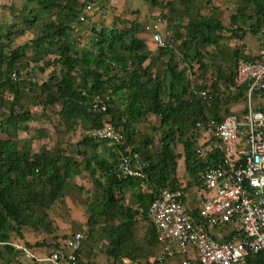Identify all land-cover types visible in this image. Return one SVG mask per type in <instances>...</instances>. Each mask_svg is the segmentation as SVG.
<instances>
[{
  "label": "trees",
  "instance_id": "16d2710c",
  "mask_svg": "<svg viewBox=\"0 0 264 264\" xmlns=\"http://www.w3.org/2000/svg\"><path fill=\"white\" fill-rule=\"evenodd\" d=\"M38 1L44 8H61L57 21H51L47 25L50 31L55 28L54 32L59 37L56 44H54V35L50 32L37 37L33 44L36 45L37 50L45 42L56 45L54 51H57L59 58L54 61L60 63L62 69L60 75L54 71L45 82L36 85L39 88V94L46 95V100L40 101L36 97L33 103L42 104L45 107L60 104V112L64 118L71 123L81 119L85 126L89 127L88 129L101 127L106 122L111 123L120 131L122 137L126 138L124 144L113 142L111 146L118 152L111 150L112 155L129 153L128 145H130L132 147L129 148L138 151L147 163L144 167L145 184L142 179L135 177L120 178L116 175L120 159L109 161L105 155L96 153L101 143L107 147L111 140L98 139L85 134L78 143V146L83 147L79 148L78 152L84 154L88 170L92 175H95L97 170H101V177L105 180L102 183L100 179H96L103 192L104 201L89 202L93 216L89 223L92 225L99 221L95 218L96 212L107 222L115 218L117 213L120 214L123 218L120 223L113 224L109 228L111 239L106 252L114 259V263L123 262L124 257L136 261L144 250L135 239V216L142 214L144 217H149L148 206L162 188H181L184 192L186 191V187H182L177 176L178 154L174 150L177 135L185 149L186 167L190 177L202 183L200 173L206 163L197 157L195 151L196 122L212 117L220 120L219 103L225 102L231 105L234 101L242 100L243 88L239 89L238 94L228 96L227 102L221 97H215L216 99L209 104L207 100L206 102L201 96L191 92L192 80L188 79L187 68L179 67V62H175L173 57L169 59L162 78L153 75V61L148 66H143L144 62L150 58L151 52L147 49L146 42L137 37L140 24L135 21L125 29L116 26L95 28L93 30L94 49L82 47L80 50L74 45L69 32L71 30L69 22L82 13L80 9L75 8L79 0H69L65 5L60 3L61 0ZM93 1L96 0H85L83 6ZM152 2L158 4V0H152ZM244 2L247 6L253 5V13L247 15L244 12L245 7L237 14L231 15V24L236 26L233 33L239 37H245L248 32L260 33L264 36V0H244ZM38 19L36 15L33 19L25 18L29 26L35 25ZM241 19L242 21L252 20L247 30L237 26ZM224 29H226L225 26L216 17H207L198 12L194 18L190 19L187 36L183 42V47L187 50L184 53L185 61L192 57L198 62H203L204 52L208 46L221 47L220 31ZM237 30L239 31L236 32ZM14 35L16 33L11 31L6 33L9 42ZM1 36L0 29V101L5 105L9 103L8 114L1 124L3 126L23 125L31 120L32 114L21 105L22 97L26 89L33 90L35 87L27 84L19 76L18 61L22 58L24 51L12 49L8 54ZM9 42L8 45H10ZM164 48L167 47H161L159 54L172 52ZM45 50L47 53L51 49ZM191 52H194V56ZM232 54L236 57L235 62L238 66V57L242 51L237 49ZM41 57L42 54L37 55L36 59ZM258 57L245 56L244 59L254 60ZM237 66L235 70L225 73L230 81L229 85L235 84ZM196 87L204 86L196 85ZM6 91L13 95L11 101L5 97ZM96 95L106 104V110L100 107L94 108ZM226 111L231 112L229 108H226ZM149 113L160 118V127L163 132L162 145L157 154L148 152L151 140L147 137L139 146H136L137 142L131 127V121L143 118ZM222 156L223 154L218 151L213 154L215 161ZM74 161L62 150L58 154L46 148L43 151L33 152L26 146L20 148L15 139H0V241H7L10 230L21 233L22 226L38 228L44 221L50 220L48 213L50 205L64 196L69 177L82 172L80 165L75 164ZM191 182L189 181L187 186ZM135 186L142 187L143 190L136 195L142 210L124 205L118 197V194H123L125 190ZM192 209L197 212V209ZM89 234L90 240L97 241L94 235L95 230L89 231ZM147 237L148 245H160L154 225ZM8 248L12 247L8 246ZM84 253L86 254L85 249ZM263 257L264 254H260L257 258L260 264H264Z\"/></svg>",
  "mask_w": 264,
  "mask_h": 264
},
{
  "label": "rangeland",
  "instance_id": "374dc122",
  "mask_svg": "<svg viewBox=\"0 0 264 264\" xmlns=\"http://www.w3.org/2000/svg\"><path fill=\"white\" fill-rule=\"evenodd\" d=\"M68 1L61 0L60 3L65 5ZM84 3L85 0H79L75 8L80 9L82 13L73 18L72 22H69L71 40L74 41V45L78 49L81 50L82 47L94 49L93 30L95 28L116 26L125 29L131 26V22H138L140 25L137 37L146 42L147 49L151 52L150 58L144 62L143 66H148L153 61V75L162 78L168 67L169 59L173 57L175 62H179V67L187 68L188 79L192 80L191 85L193 83L210 87V90L214 93L212 101L216 99L215 97H218L217 93L219 91L227 93V96L222 98L223 101L227 102V99H229L227 97L231 96L228 94L230 81L226 78L225 73L236 69V57L232 54L233 51L237 49L242 51V54L238 57L239 61L244 58V48L247 46L245 45L247 42L254 43L258 47L259 50L255 57L259 56L264 49V36L262 34L248 32L245 37H239L233 33L236 26L230 23V16L237 14L240 9L245 7L244 12L247 15L253 13V5L247 6L244 0H158V4H154L152 0H109L108 2L96 0L83 6ZM60 10V7L44 8L38 0H0L1 41L6 44L5 48L8 54L12 49L24 51L22 58L18 61L19 76L27 84L32 87L34 85L37 92L33 88V90L26 89V93L23 94L21 105L32 114L31 120L23 125L3 126L1 124L8 114L9 103L5 105L0 101V139H15L18 141L20 148L26 146L31 148L33 152L43 151L46 148L48 151L58 154L62 150L65 155L73 158L74 163H78L82 168L81 173L69 177L64 196L50 205L48 210L49 221H44L38 228L22 226L20 228L21 233L10 230L7 241H0V264H32L18 247L21 245L20 243H25L29 248L38 246L42 249H49L56 241L58 242L63 237L83 229L88 232L95 230L94 235L97 241L89 239L85 251L86 254L93 255L97 259V264H102L100 257L101 259L104 257L103 264H126L124 258L123 262L116 261L114 263V259L106 252L111 239L109 228L113 224H119L123 219L122 216L117 213L115 218L107 222L96 212L95 218L99 221L97 224L90 225L89 223V220L93 217L89 202L101 203L104 201L103 192L96 179H100L102 183L105 181L101 177V170H97L95 175H92L87 168L84 154L78 152L79 148H83L82 145L78 146V143L87 134L89 127L85 126L84 121L81 119L71 123L64 118L60 112V104H51L45 107L42 104L33 103L36 97L40 101L45 102L46 100V95H40L39 88L36 85L45 82L54 71L58 75L61 74V64L54 61L59 58L57 51H54L56 46L54 44H56L59 37L54 32L55 28H52L51 31L47 28L51 21H57ZM198 12L207 17L220 18L221 20H218L224 23L223 25H227L231 32L228 30L222 31L220 48L214 45L207 47L203 62H198L192 57L188 58L189 60L186 62L184 53L187 50L184 49L183 42L187 36L190 19L194 18ZM35 15L39 19L35 25L29 26L25 18L33 19ZM157 22L160 24L164 35V45L155 43L151 31L146 29L147 25ZM251 23V19L245 21L241 19L237 26H242L247 30ZM9 31L16 33L10 42L6 37V33ZM46 32L54 35V44L45 42L37 50L36 45L33 44L34 40L37 37H42ZM8 42L10 45H8ZM161 47H167L164 49H170L172 52L159 54ZM47 48L51 50L45 53ZM41 54L42 57L37 60V55ZM191 55L194 56V52H191ZM5 97L11 101L13 95L6 91ZM203 100L206 101L204 98ZM244 101L243 99L234 101L231 105L225 104V102L219 103L220 115L228 113L226 108H229L230 111L242 109L246 105ZM131 127L134 131L133 137L137 142L136 146H139L147 137L151 140L148 152L151 154L159 152L163 132L160 127V118L157 115L149 113L143 118L133 120L131 121ZM125 140L126 138L123 137L121 144H124ZM113 144L111 142L107 147H104V144L101 143L96 153L105 155L109 161H114L116 158L120 159L121 155L113 156L111 153V150L118 152L117 149L112 148L111 145ZM129 147L132 146L128 145ZM182 147L183 145L177 135L174 142L175 152L180 155L183 151ZM87 149L91 150L88 147ZM183 169L181 165L178 173L181 174L184 171ZM186 181L187 183L192 181L191 185L188 186L185 185L186 182H182V186H185L186 191L190 192L191 195H194L193 192L202 184L199 180L189 179ZM191 187L194 188L190 189ZM133 188L134 194L132 193V197H130L129 189L125 190L123 194H118V197L124 205L138 207L139 202L136 195L140 191L143 192V190L142 187L139 188L138 186ZM135 219V239L144 250L138 259H145L155 254L157 244L148 245L146 241L151 230L149 217L137 216ZM8 246L12 248L10 249Z\"/></svg>",
  "mask_w": 264,
  "mask_h": 264
},
{
  "label": "built area",
  "instance_id": "2783aa9c",
  "mask_svg": "<svg viewBox=\"0 0 264 264\" xmlns=\"http://www.w3.org/2000/svg\"><path fill=\"white\" fill-rule=\"evenodd\" d=\"M146 29L158 45H164L160 24ZM243 88L246 105L237 111L196 122V155L205 167L200 176V206L194 212L181 188H162L148 206L160 248L147 260L124 259L126 264H260L264 254V49L254 60L242 59L236 70L235 84L228 94ZM191 92L210 104V87L191 85ZM218 97L227 93L219 91ZM94 108L106 110L96 95ZM88 135L121 143L122 134L109 122L89 129ZM122 153L116 175L146 178V161L138 151ZM223 156L214 160V152ZM219 230H225L220 233ZM86 229L78 230L37 255L25 245L18 247L32 264H97L93 255L84 253L89 240ZM229 236V238L227 237ZM264 263V257H263Z\"/></svg>",
  "mask_w": 264,
  "mask_h": 264
},
{
  "label": "crops",
  "instance_id": "0c3cea01",
  "mask_svg": "<svg viewBox=\"0 0 264 264\" xmlns=\"http://www.w3.org/2000/svg\"><path fill=\"white\" fill-rule=\"evenodd\" d=\"M102 2H108L109 0H101ZM234 15V14H233ZM248 15H250V14H248ZM218 19H220V18H218ZM221 20V19H220ZM230 23H231V16H230ZM224 24V23H223ZM243 24H245V23H243ZM225 26V28L226 29H224V30H228V31H230L231 32V30L228 28V26L227 25H224ZM222 31L223 30H221L220 31V34H222ZM154 41V40H153ZM155 42V41H154ZM244 42V41H243ZM245 44V43H244ZM245 45H247L244 49H245V51H244V57L245 56H251V57H255L256 56V54H257V51L259 50L258 49V47H256L255 45H254V43H250V42H247ZM244 59V58H243ZM241 60V59H240ZM239 60V61H240ZM235 107V106H234ZM233 107V108H234ZM198 144V143H197ZM183 145V144H182ZM182 153L179 155L178 153V158H177V161H178V167H177V176L179 177V179H180V181H181V183L182 182H186L185 183V185L187 186V181L186 180H189V179H191L192 180V178L190 177V175H189V173H188V170H187V167H186V160H185V149H184V146L182 147ZM180 159V160H179ZM181 165L183 166V170L184 171H182V173L181 174H179L178 172H179V169H180V167H181ZM185 172V173H184ZM143 184H145V183H143ZM191 185V184H190ZM182 187H185V186H182ZM194 187H191L190 189H193ZM129 191H130V193H131V195H130V197H132V195L134 194V189L133 188H129ZM195 192V193H194ZM193 192V194L194 195H191L190 194V192H188V191H185V193H186V200H187V202H188V204L190 205V207L191 208H195V209H197L199 206H200V204H201V202H200V195H201V192H202V184H201V186H199V188L197 187V189L195 190ZM133 193V194H132ZM136 198V197H135ZM133 199V198H132ZM138 201V200H137ZM138 207H136V209H138V210H142V208L140 207V204L138 203V205H137ZM137 216H140V217H144V216H142V214H137L136 216H135V218L137 217ZM148 218V217H147ZM149 220V222H150V226H151V228L153 227V223H152V221H151V219L149 218L148 219ZM219 232L220 233H225V230H219ZM21 245H25L26 246V244L25 243H20ZM87 244V243H86ZM42 247V246H41ZM85 247H86V245H85ZM85 247H84V249H85ZM29 248V247H28ZM157 249H156V252L155 253H157L158 252V250H159V248H160V245L158 244V246L156 247ZM30 249H32L37 255H41V254H43L44 252H45V250L46 249H42V248H40V247H38V246H36V247H33V248H30ZM154 255V254H153ZM103 256V255H102ZM152 256V255H151ZM151 256H149V257H147V258H145V259H137L136 261H133L131 258H129V257H124V259H126V260H128V259H130V260H132L134 263L135 262H137V261H139V260H147V259H149ZM103 258L104 257H102V259H101V257H100V260H101V262H102V264H103ZM99 260V261H100ZM30 262H32L31 260H29ZM125 262V261H124ZM126 263V262H125Z\"/></svg>",
  "mask_w": 264,
  "mask_h": 264
}]
</instances>
